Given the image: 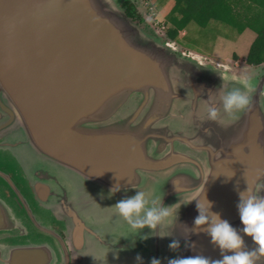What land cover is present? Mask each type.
Returning <instances> with one entry per match:
<instances>
[{"label":"water","instance_id":"1","mask_svg":"<svg viewBox=\"0 0 264 264\" xmlns=\"http://www.w3.org/2000/svg\"><path fill=\"white\" fill-rule=\"evenodd\" d=\"M121 4L0 0V179L25 211L0 183V264L218 259L206 232L192 231L197 201L241 228L239 193L264 195V64L246 74L177 55ZM245 80L247 110L209 120L208 106ZM136 190L176 203L156 229L141 230L146 244L113 206Z\"/></svg>","mask_w":264,"mask_h":264},{"label":"clouds","instance_id":"2","mask_svg":"<svg viewBox=\"0 0 264 264\" xmlns=\"http://www.w3.org/2000/svg\"><path fill=\"white\" fill-rule=\"evenodd\" d=\"M243 83L244 88L233 87L220 95L219 104L214 102L208 106L209 120L234 121L247 110L250 98L246 89L250 85L246 80ZM208 94L210 96L212 90H209ZM117 191H120L119 183L110 189L109 194ZM201 200L204 198L197 201L198 215L194 218L192 231L206 232L211 243L219 248L221 257L212 260L202 255L174 257L169 258L167 264H257V261L264 257V195H254L248 189L239 193L236 207L241 228L221 218L219 213L211 212L209 210L211 202L208 200L207 207L202 212ZM175 204L162 205L161 199L150 196L143 190H136L133 195L118 200L113 206L131 228L138 230L136 235H141V230L145 227L154 230L157 225L164 222ZM155 235H159V232ZM244 236L250 237L255 247L248 248ZM141 238L146 236L141 235ZM178 247V240L170 241V249L175 250ZM135 259L137 264H143V257L139 253ZM150 264H161V260L153 257Z\"/></svg>","mask_w":264,"mask_h":264},{"label":"rangeland","instance_id":"3","mask_svg":"<svg viewBox=\"0 0 264 264\" xmlns=\"http://www.w3.org/2000/svg\"><path fill=\"white\" fill-rule=\"evenodd\" d=\"M130 1L137 7L139 14L144 18L143 23L137 22L135 25L161 44L169 42L180 51L176 53L177 55L182 52L199 54L203 56L202 58L205 57L209 61L227 64L232 69L234 67L239 70L242 69L241 73L253 70V68L245 64L246 55L257 37L253 30L246 29L242 34H239L236 28L219 21L212 20L206 27L191 22L185 28L187 35L179 33L177 40L173 41L167 36V31L171 26L167 20L175 0ZM236 62H238V66ZM262 68L263 70H260L259 73L264 77V66ZM254 73L256 72H252V74ZM152 188L153 191L160 190V186L157 184H154ZM135 237L136 241L139 238L140 242L148 243V240L141 239V235H135Z\"/></svg>","mask_w":264,"mask_h":264},{"label":"trees","instance_id":"4","mask_svg":"<svg viewBox=\"0 0 264 264\" xmlns=\"http://www.w3.org/2000/svg\"><path fill=\"white\" fill-rule=\"evenodd\" d=\"M122 8L131 23L144 22L130 0H122ZM212 20L236 28L239 34L246 29L253 30L257 37L245 64L256 67L264 64V0H175L167 20L171 24L167 36L175 41L189 23L206 27Z\"/></svg>","mask_w":264,"mask_h":264},{"label":"flooded vegetation","instance_id":"5","mask_svg":"<svg viewBox=\"0 0 264 264\" xmlns=\"http://www.w3.org/2000/svg\"><path fill=\"white\" fill-rule=\"evenodd\" d=\"M9 175L11 177H13V174L12 173H10ZM14 182H15V185L17 186V189H18L19 192H27L25 189H23V187L20 185V182L18 180H15ZM0 183H1L2 187L4 186V189H5L6 194L8 195V197H11L12 199H14V201L19 205L20 212L25 213L24 206H21L20 205V202H18V198L15 195V193L13 192L14 190L11 189L8 186V184H6L5 182H3L1 179H0ZM26 197H27L28 200H30V203H31V197L30 196H26ZM31 204H33V203H31ZM54 227H56V224H55Z\"/></svg>","mask_w":264,"mask_h":264},{"label":"crops","instance_id":"6","mask_svg":"<svg viewBox=\"0 0 264 264\" xmlns=\"http://www.w3.org/2000/svg\"><path fill=\"white\" fill-rule=\"evenodd\" d=\"M184 34V35H187L186 34V30H183L182 32H180V34ZM183 35V36H184ZM250 50V49H249ZM249 53V52H248ZM248 53H247V55H248ZM193 54V53H192ZM194 55H197V56H199V57H203L202 55H199V54H194ZM247 55H246V57H247ZM205 58V57H204ZM217 64H219V65H223V66H226V67H229V68H231V66H229V65H227V64H220V63H217ZM236 65L238 66V62H236ZM247 65V64H246ZM234 66V65H233ZM250 68H255L256 66H249ZM234 70H239L238 68H236V67H234ZM239 71H242V69L241 70H239Z\"/></svg>","mask_w":264,"mask_h":264}]
</instances>
